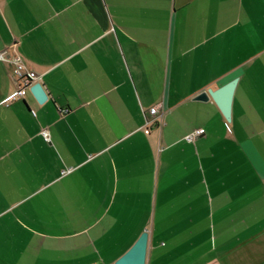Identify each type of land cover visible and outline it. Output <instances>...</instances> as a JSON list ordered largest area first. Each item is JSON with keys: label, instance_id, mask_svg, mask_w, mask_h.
Listing matches in <instances>:
<instances>
[{"label": "crops", "instance_id": "obj_1", "mask_svg": "<svg viewBox=\"0 0 264 264\" xmlns=\"http://www.w3.org/2000/svg\"><path fill=\"white\" fill-rule=\"evenodd\" d=\"M0 52V264H264V0H0Z\"/></svg>", "mask_w": 264, "mask_h": 264}, {"label": "water", "instance_id": "obj_2", "mask_svg": "<svg viewBox=\"0 0 264 264\" xmlns=\"http://www.w3.org/2000/svg\"><path fill=\"white\" fill-rule=\"evenodd\" d=\"M238 80H234L229 84L214 91L209 90L197 96L196 101L208 102L213 100L228 122H231L232 103ZM40 103L48 100V95L41 84H36L31 88ZM148 233L142 235L134 248L123 258L118 264H146V256L148 250Z\"/></svg>", "mask_w": 264, "mask_h": 264}, {"label": "built area", "instance_id": "obj_3", "mask_svg": "<svg viewBox=\"0 0 264 264\" xmlns=\"http://www.w3.org/2000/svg\"><path fill=\"white\" fill-rule=\"evenodd\" d=\"M0 61L1 62L8 61L6 55L1 52H0ZM11 61L15 66L14 73L17 78L18 88L17 91L11 97L8 98L6 102L7 106L11 105L12 103L18 100L24 99L27 91L31 89L34 85L39 84L41 80V76H39L37 73L33 71L28 70L19 58H15ZM32 114L33 116H36V113L34 111H32ZM145 118H146V126L150 128L155 125L161 124L164 115L159 111L158 107H153L145 113ZM204 134H205L204 129L195 130L194 132L186 136L185 140L188 143H194L197 138L201 137ZM42 135L47 141H50V135L48 131H43Z\"/></svg>", "mask_w": 264, "mask_h": 264}]
</instances>
